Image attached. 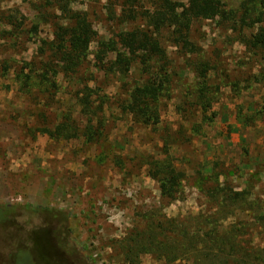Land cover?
<instances>
[{
	"label": "rangeland",
	"instance_id": "374dc122",
	"mask_svg": "<svg viewBox=\"0 0 264 264\" xmlns=\"http://www.w3.org/2000/svg\"><path fill=\"white\" fill-rule=\"evenodd\" d=\"M60 1L0 0V208L7 210L0 216V264H130L126 239L156 220L204 211L213 179L250 191L264 208V67L243 40L261 23L245 0H223L225 17L195 20L193 52L163 32L171 81L160 101L161 121L149 126L124 109L129 92L147 77L140 63L127 76L100 67L116 57L103 42L145 25L143 16L131 19L118 0L69 1L74 11L87 14L97 33L78 71L61 72L49 89L27 90L17 80L23 66L25 73L29 63L36 70L41 66V42L53 38L55 24L65 23ZM154 2L138 0L137 9L147 11ZM205 65L215 93L206 113L197 104L199 69ZM87 93L95 111L92 125L103 132L95 140L87 136L91 116L81 104ZM67 117L77 137L44 132ZM155 159H170L185 173L176 200L164 198L149 174ZM237 218L252 221L248 212ZM236 220L231 216L225 223ZM43 229L56 236L45 257L31 250ZM258 230L242 233L240 241L263 246ZM20 250L30 255L28 262L21 263ZM140 264L195 263L192 258L168 263L145 253Z\"/></svg>",
	"mask_w": 264,
	"mask_h": 264
},
{
	"label": "trees",
	"instance_id": "16d2710c",
	"mask_svg": "<svg viewBox=\"0 0 264 264\" xmlns=\"http://www.w3.org/2000/svg\"><path fill=\"white\" fill-rule=\"evenodd\" d=\"M69 1H60L65 23L55 24L53 38L41 42V66L36 70L29 63L27 67H30V73H25L24 66L17 73L16 78L23 88L31 90L36 86L45 89L54 87L56 77L61 72L74 74L84 62L97 33L87 14L74 11ZM109 1L113 3L115 0ZM118 1L129 10L127 14L131 19L143 16L145 25L120 31L117 40L103 42L102 45L108 51L116 52V57L100 67L106 74L127 76L135 63H140L147 77L129 92L124 109L138 124L157 125L161 121L160 101L169 90L171 81L166 67L167 49L162 41L163 32L169 33V40L173 44L193 52L196 47L190 39V31L194 21L225 17L227 11L223 0H189L188 4L184 0H155L151 9L142 12L137 9L138 0ZM245 4L249 10L255 12V22L261 25L250 36H244L243 40L260 57L264 67V0H245ZM109 11L112 14L115 12L113 5L109 6ZM32 28L38 31L39 25H33ZM4 68L6 72L9 71V66L4 65ZM208 69V65L199 69L202 86L198 92L197 104L204 113L212 108L215 101V93L210 90L208 83ZM91 95L87 93L81 98V104L83 111L91 116L87 136L90 140H95L103 132L92 125L95 111L92 108ZM68 121L67 117L56 129L45 128L44 132L51 138H75L79 131L77 127H69ZM71 129L74 130L73 133L70 132ZM149 166V174L159 183L163 197L170 201L176 200L181 193L185 173L170 159H155ZM212 178L210 176L209 179ZM213 182L205 193L208 206L204 211L196 215H183L182 219L156 220L131 234L126 239L128 262L140 264L142 254L152 253L165 257L168 263L179 258H192L195 264H264V245L248 246L240 241L241 234L251 228L259 229L264 234V208L252 198L250 191L235 189L226 181L220 182L218 179H213ZM237 211L240 212L238 215ZM6 212V209L0 208V216ZM244 212H248L252 221L237 218ZM231 216L237 219L236 222L226 225V220ZM43 230L35 238V245L31 250L45 257L55 248L56 244L51 238L56 239V236L50 231L47 232V229ZM62 246L60 243L61 249L57 247V250H62ZM19 252L23 253H20L21 263L30 260L26 251Z\"/></svg>",
	"mask_w": 264,
	"mask_h": 264
}]
</instances>
